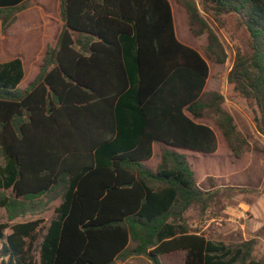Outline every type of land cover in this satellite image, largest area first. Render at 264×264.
I'll use <instances>...</instances> for the list:
<instances>
[{
    "label": "trees",
    "instance_id": "16d2710c",
    "mask_svg": "<svg viewBox=\"0 0 264 264\" xmlns=\"http://www.w3.org/2000/svg\"><path fill=\"white\" fill-rule=\"evenodd\" d=\"M24 1L0 0L12 16L0 15L3 30ZM175 2L192 36L206 34L204 56L176 38L168 0H58L62 26L37 78L22 91L21 59L0 62V189L11 192L0 196V264H161L174 251L182 264H264L252 258L253 238L227 244L192 229L185 212L204 213L222 189L211 177L200 188L190 155L175 149L215 153L203 117L235 158L250 147L223 95L204 90L207 60L227 57L208 18L232 41L227 82L264 124V0ZM44 195L60 199L45 226L9 223Z\"/></svg>",
    "mask_w": 264,
    "mask_h": 264
},
{
    "label": "rangeland",
    "instance_id": "374dc122",
    "mask_svg": "<svg viewBox=\"0 0 264 264\" xmlns=\"http://www.w3.org/2000/svg\"><path fill=\"white\" fill-rule=\"evenodd\" d=\"M173 6L176 8L174 2ZM36 9L37 6L32 3V0L24 1L14 12L16 14L15 20L9 23L5 30L1 27L2 19L0 18V61L19 57L23 60L27 74L32 73V66L36 61V53L33 52V48L37 47L39 43L37 36L44 29L42 28L44 26L42 24L43 18L37 19ZM5 14V12H0L2 16ZM6 17L7 21H10L12 16L7 13ZM58 18L59 15L56 19ZM183 20V34L199 46L200 53L204 56L203 46L206 43V34L194 38L188 31L184 12ZM208 20L219 34L226 49L227 57L225 62L221 64L207 60L209 76L205 91H217L223 95V108L233 116L237 130L245 135L250 147L240 158H235L212 119L209 117L197 119L199 122L209 125L216 132L217 150L213 154L190 152L194 156L190 155L188 160L195 173L197 185L202 189H208V179L211 177L212 182L222 189V195L217 204L204 213L200 214L193 208H189L185 215L192 223L193 230L200 231L207 224L203 233L207 234L206 236L210 239L235 244L253 238L255 243L251 252L252 258L260 260L264 258V124L260 119L258 110L255 107H250L243 98L232 90V85L227 82V74L232 66L234 56L232 41H230L224 28L218 30L209 18ZM49 23L50 21L46 19L45 26L47 27ZM176 24L179 25V20ZM50 30L51 28H46V32L49 33ZM57 31L52 34L47 47L55 45L53 36L55 33L57 34ZM181 42L188 43L185 39ZM42 64L43 61L39 64L35 79L41 72ZM29 80L31 81L32 77L27 78L22 83V91L28 86ZM254 116L257 117L259 128L254 121ZM159 154L160 150H156L155 158L158 159V162ZM10 193V190L0 189V196L9 197ZM59 201V197L51 200L47 195H44L36 200L33 211L15 217L9 223L41 219V225L45 226L53 216L54 208ZM7 218L8 214L5 207L0 205V222L8 221ZM9 231V229L5 230L6 233ZM177 255L180 254H166L161 258V264H178ZM131 258L138 264H149L145 256Z\"/></svg>",
    "mask_w": 264,
    "mask_h": 264
},
{
    "label": "crops",
    "instance_id": "0c3cea01",
    "mask_svg": "<svg viewBox=\"0 0 264 264\" xmlns=\"http://www.w3.org/2000/svg\"><path fill=\"white\" fill-rule=\"evenodd\" d=\"M168 2L170 4V8H171L172 24H173V30H174L176 38L180 42L184 41V39H185L188 42L186 45L194 48L195 50H197L200 53V50L198 48L199 46L196 45L195 42H192L187 36H186V38H182L181 36L178 35V32H177L178 31V26H177L176 23H177V20H179V18L183 17V12L186 15V24H187L186 11L184 10V8L181 5L177 4L175 2V0H168ZM173 2L175 3L176 8H174ZM32 3L37 6V9H36L37 19L39 20V19L43 18L42 24L44 26H42V28H44V29H43V31L41 32L40 35L37 34L38 35L37 38L39 40L38 41L39 43H38L36 48H33V50H34L33 52L36 53V61L34 63V66H32V73H30V74L26 73L25 65L23 63V60L21 59L22 64H23L24 76H23L22 80L18 84V88L19 89H23L21 87V85H22V83L24 81H26L27 78H31L32 77L31 81L32 82L34 81L35 76H36V74L38 72V67L40 66L39 64H41L42 61H43V57H44V54H45V51H46V48H47V43L50 42L51 36L54 33V31L58 30L57 34L55 33V35L53 36V39H54V41L56 43V39H57L58 33H59V31L61 29V26H62L61 20L59 18L56 19L57 16H58V13H57L58 0H32ZM46 19H48L50 21V23L48 24L47 27L45 26L46 25ZM46 28H51L49 33L46 32ZM187 28H188V24H187ZM188 31H189V29H188ZM189 33H190V31H189ZM11 58H14V57H11ZM11 58H9V59H11ZM9 59H6V60H9ZM6 60H4V61H6ZM0 62H2V61H0ZM31 81L29 80V84L31 83ZM206 84H207V81H206ZM206 84H205L204 90L206 88ZM196 121H198V120H196ZM161 145L165 146V144L163 142H160V141L159 142H154L152 144V151H153L152 156H151V158H149L148 160H146L144 162V164L147 167H149L151 169H155V167H156V165L158 163V159L155 158L156 150H160V146ZM175 149L179 150L181 152H184V153H186L188 155L194 156L193 153H190V152H192L190 150H182L180 148H175ZM195 153H197V152H195ZM206 228H207V224H205L204 227L199 232L203 233V230L206 229ZM205 235H207V234H205ZM170 253L180 254L179 256L177 255L176 258L178 259V264H182L183 263L184 253L182 251H174V252H170ZM166 254H168V253H166ZM166 254H162L159 257L161 263H162V259L161 258L163 256H165ZM126 262L138 264V263L134 262L131 257L129 259H127Z\"/></svg>",
    "mask_w": 264,
    "mask_h": 264
}]
</instances>
